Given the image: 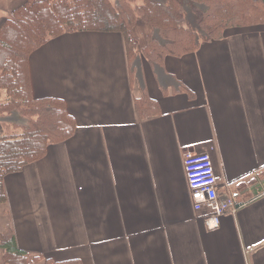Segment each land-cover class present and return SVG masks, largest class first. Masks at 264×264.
Here are the masks:
<instances>
[{"label":"crops","instance_id":"0c3cea01","mask_svg":"<svg viewBox=\"0 0 264 264\" xmlns=\"http://www.w3.org/2000/svg\"><path fill=\"white\" fill-rule=\"evenodd\" d=\"M28 67L33 95L64 99L77 127L4 177L0 233L84 264H264V24L229 27L162 65H130L120 32H68ZM143 94L159 114L141 116ZM14 117L0 111V124L18 127ZM188 151L208 152L219 195L243 204L218 227L193 207Z\"/></svg>","mask_w":264,"mask_h":264},{"label":"trees","instance_id":"16d2710c","mask_svg":"<svg viewBox=\"0 0 264 264\" xmlns=\"http://www.w3.org/2000/svg\"><path fill=\"white\" fill-rule=\"evenodd\" d=\"M23 0L10 8L0 24V111L25 123L22 132L0 135V204L7 201L4 177L41 159L52 144L70 138L76 130L74 116L64 99L37 98L29 75L30 54L68 32H120L129 64L139 55L152 65H162L166 56H183L197 50L203 41L220 39L229 27L264 24V0ZM161 3V4H159ZM191 14L197 28L184 25ZM145 22L144 46L135 26ZM141 47V50L138 51ZM179 88L193 95L179 83ZM7 98L1 102L2 91ZM155 102L143 94L137 109L144 118ZM158 111V110H157ZM4 264H84L79 258L54 260L30 254L17 244L13 230L0 233Z\"/></svg>","mask_w":264,"mask_h":264},{"label":"built area","instance_id":"2783aa9c","mask_svg":"<svg viewBox=\"0 0 264 264\" xmlns=\"http://www.w3.org/2000/svg\"><path fill=\"white\" fill-rule=\"evenodd\" d=\"M184 169L196 211H207V227L215 228L228 213L235 214L243 204L230 197H221L212 158L208 152L188 151Z\"/></svg>","mask_w":264,"mask_h":264},{"label":"rangeland","instance_id":"374dc122","mask_svg":"<svg viewBox=\"0 0 264 264\" xmlns=\"http://www.w3.org/2000/svg\"><path fill=\"white\" fill-rule=\"evenodd\" d=\"M112 1L117 2L118 0H112ZM22 2H23V0H15L13 2H10V0H0V7H1V9L7 8V10H10V6H17L18 4H20ZM141 2H142V0H134L133 3L134 4H140ZM159 4H161V3H159ZM3 16H4V13L1 14V17H3ZM182 20L184 22V25H188V26H192V27L197 28V24H196L197 22H196V19L194 18L193 15H191V14L187 15L186 14V16H183ZM147 30H149V25L145 22H140L135 26V33L140 39L139 45H141V46H144L145 33ZM140 49H141V47H140ZM12 122H13L12 123L13 125H15L16 123H18L19 125L25 123L24 120H21L19 118L16 119V117H14ZM20 132H22V130L19 127L9 126L8 124H0V135H14V134H19ZM1 204H3V203H1ZM0 264H3L1 254H0Z\"/></svg>","mask_w":264,"mask_h":264}]
</instances>
